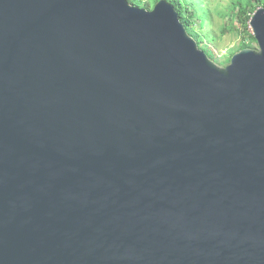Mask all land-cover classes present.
<instances>
[{"label":"water","instance_id":"obj_1","mask_svg":"<svg viewBox=\"0 0 264 264\" xmlns=\"http://www.w3.org/2000/svg\"><path fill=\"white\" fill-rule=\"evenodd\" d=\"M219 67L166 0H0V264H264V8Z\"/></svg>","mask_w":264,"mask_h":264},{"label":"rangeland","instance_id":"obj_2","mask_svg":"<svg viewBox=\"0 0 264 264\" xmlns=\"http://www.w3.org/2000/svg\"><path fill=\"white\" fill-rule=\"evenodd\" d=\"M167 1V0H166ZM196 16L190 21V28L194 29L201 43H197L208 58L217 66L225 67L231 57L240 52L243 45L256 49V42H252L245 33H251L250 28L245 31L236 18L235 10L232 12L234 0H194ZM139 8L151 10L153 2L150 0H135ZM206 13V14H205ZM200 20L205 22L200 26Z\"/></svg>","mask_w":264,"mask_h":264},{"label":"trees","instance_id":"obj_3","mask_svg":"<svg viewBox=\"0 0 264 264\" xmlns=\"http://www.w3.org/2000/svg\"><path fill=\"white\" fill-rule=\"evenodd\" d=\"M128 3L132 6L139 7V5L135 4V0H127ZM160 0H150V2H153V6ZM169 3L173 5L175 10L178 12L179 19L186 28L187 33L196 41V43H201V39L198 36V33L190 28V21L193 20L194 16H196L195 12V6L197 5V8L199 9V5L194 0H167ZM195 5V6H194ZM264 8V0H234L232 3V12L235 10L236 18L241 27L246 31L249 27V22L254 14V12L259 9ZM200 10V14H202V10ZM206 14V13H205ZM205 22L203 20H200V26H204ZM248 36V38L255 42L253 36L251 33L248 32L245 33ZM241 49H252L250 46L243 45Z\"/></svg>","mask_w":264,"mask_h":264}]
</instances>
